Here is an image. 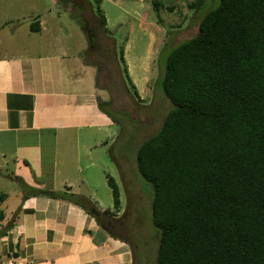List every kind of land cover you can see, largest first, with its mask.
Segmentation results:
<instances>
[{"label": "trees", "instance_id": "16d2710c", "mask_svg": "<svg viewBox=\"0 0 264 264\" xmlns=\"http://www.w3.org/2000/svg\"><path fill=\"white\" fill-rule=\"evenodd\" d=\"M71 1L92 47L83 7L60 0L64 8ZM211 1L197 34L167 56L161 88L172 108L136 151L138 173L153 190L157 264H264V0ZM96 14L104 26L100 5ZM127 84L136 95L130 77ZM107 179L119 209L120 186ZM35 193L80 200L60 190Z\"/></svg>", "mask_w": 264, "mask_h": 264}, {"label": "crops", "instance_id": "0c3cea01", "mask_svg": "<svg viewBox=\"0 0 264 264\" xmlns=\"http://www.w3.org/2000/svg\"><path fill=\"white\" fill-rule=\"evenodd\" d=\"M77 2L95 30L97 14ZM73 4L0 0V264L10 256L21 264H153L98 216L114 210L113 195L107 204L96 191L111 175L99 156L114 158L116 123L84 58L88 36L66 22L75 21Z\"/></svg>", "mask_w": 264, "mask_h": 264}, {"label": "rangeland", "instance_id": "374dc122", "mask_svg": "<svg viewBox=\"0 0 264 264\" xmlns=\"http://www.w3.org/2000/svg\"><path fill=\"white\" fill-rule=\"evenodd\" d=\"M87 1L86 13L91 7L96 13L100 5L107 21L104 26L98 21L94 44L83 52L84 58L94 64L96 81L115 118L113 129L117 134L112 147L114 158L104 150L99 157H103V168L120 186L121 205L113 210L115 214L120 213V217L113 219L107 214L104 217L119 224L121 229L117 232L136 246L139 259L146 250L153 264H157L159 230L152 218L153 190L138 173L136 151L160 129L172 108L161 88L167 56L177 44L197 34L201 18L217 2L207 0L200 9H193L189 4L195 0ZM66 20L69 29H75V35L83 31L78 20L70 17ZM75 41H79L77 36ZM122 46L125 61L120 56ZM124 64L136 86V95L127 84L129 77L123 70ZM96 173V179L102 177ZM96 192L105 203L112 204L113 193L107 183L102 182Z\"/></svg>", "mask_w": 264, "mask_h": 264}, {"label": "flooded vegetation", "instance_id": "af4514ba", "mask_svg": "<svg viewBox=\"0 0 264 264\" xmlns=\"http://www.w3.org/2000/svg\"><path fill=\"white\" fill-rule=\"evenodd\" d=\"M98 216H99L100 221L101 222L103 221L107 227L114 229V230H118V228H117V227H119L118 224L113 223V221H111L110 219H105L104 215L99 214ZM110 225L113 227H111Z\"/></svg>", "mask_w": 264, "mask_h": 264}, {"label": "built area", "instance_id": "2783aa9c", "mask_svg": "<svg viewBox=\"0 0 264 264\" xmlns=\"http://www.w3.org/2000/svg\"><path fill=\"white\" fill-rule=\"evenodd\" d=\"M2 264H21L15 257L10 256Z\"/></svg>", "mask_w": 264, "mask_h": 264}, {"label": "water", "instance_id": "95a60500", "mask_svg": "<svg viewBox=\"0 0 264 264\" xmlns=\"http://www.w3.org/2000/svg\"><path fill=\"white\" fill-rule=\"evenodd\" d=\"M91 212L94 213V214H96V215L99 214L98 210H96L95 208L91 209Z\"/></svg>", "mask_w": 264, "mask_h": 264}]
</instances>
